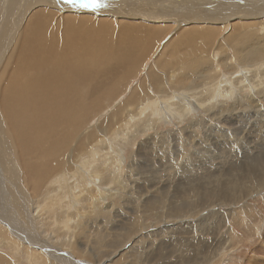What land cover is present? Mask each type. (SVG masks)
Masks as SVG:
<instances>
[{
	"label": "bare ground",
	"instance_id": "1",
	"mask_svg": "<svg viewBox=\"0 0 264 264\" xmlns=\"http://www.w3.org/2000/svg\"><path fill=\"white\" fill-rule=\"evenodd\" d=\"M82 4L86 6H81ZM210 6L211 3L202 4L201 0H99L98 4H93L90 0H76V3L70 0H0V78L2 79L0 80V184L7 191L6 202L9 214L17 222V225L13 226L8 220H3L1 213L0 223L3 227H8L11 233L15 229L18 232L14 234L18 235L23 243L36 247L37 249H34L37 252L47 253L51 260L59 264H80L82 260L75 259V255L71 257V254L67 253L68 250H51L45 240L39 242L40 238L35 239L37 227L34 222L38 220L40 212L44 211L43 207L47 206V200L53 201L59 210L54 213V221L62 219L60 222L62 227L68 229L70 221L74 225L78 224L77 222L81 221L85 214L74 213L75 206H68L65 203L67 194L73 202L86 201L88 207L99 213L103 202L107 199L113 200L119 191L128 189L118 152L122 150L119 139L125 142L129 140L126 137L128 134L133 135L153 129L163 116L169 118L172 115V119L181 123L188 115L197 112L196 106L203 109L212 119L219 118V114L225 109H231L232 106L236 108L241 101L239 97H246L249 106L258 104V96L264 97V45L254 47L242 42L231 43L235 33L248 27L249 20H245V17L239 20V15L235 17L234 11H237L235 7L232 8L235 10H232L230 15L224 17L213 15L228 12L226 9L229 7L224 5L223 0L216 3L213 9H210ZM179 12L181 13L178 15ZM263 24L264 18H261L256 20L251 28L263 26L261 31L264 32ZM228 27L231 32L223 36ZM180 30L182 32L176 37L180 39L179 44L177 45V40H169L167 47L168 41H166L164 46L171 52L164 50L157 55L158 48L155 46L167 36L171 37V34ZM184 46L193 47L198 53L192 54L193 59L197 56L201 59L196 64L194 60V64L189 69L181 68V71H185L183 73H177L179 69L177 65L180 66V62L168 63L167 67L164 66L165 68L157 71L159 64L166 57ZM189 52L196 53L191 49ZM242 52L244 55H241ZM177 54L178 51L174 56ZM230 54L237 60L236 63H225L224 57L227 58ZM151 55L155 57V62L151 68H147L148 71L143 76L142 82L133 90L134 94L123 102L114 103L113 98L117 95L121 94L124 97L128 83L140 73L144 62ZM214 58L219 63H214ZM188 71L190 74L184 76V73H189ZM190 76L193 77L189 78ZM4 80H6L5 84H3ZM192 80L195 84L189 83ZM80 87L81 89L77 90ZM173 90L178 92L179 97L170 94ZM148 92L154 96L148 98L146 95ZM107 109H109L108 114L96 122V124H104L97 128V133L103 135L105 131L110 132L112 138H117L113 143L117 145L118 150L115 146L110 147L109 151L114 152L113 159H110L109 164H97L95 159L97 153L92 155L89 150L88 153L79 155L77 151L82 148L89 149L91 144H93L91 147L96 146L93 143L98 139L96 135L82 133V126L97 119L99 115L103 116ZM201 119L189 121L188 124H198ZM116 124L117 128L111 130ZM119 124L147 125H138L133 131L129 129L124 132ZM105 148H94L101 153V158L104 160L107 159ZM263 154L257 155L252 162L249 160L243 162L244 170L238 175L235 174V179L229 175L224 178L220 184L218 183L220 189L230 190L238 187V191L241 190L240 185L247 180H253L255 169H264ZM51 159L55 162L53 160L54 163L49 162ZM231 168L234 169L235 166ZM49 175L50 183L57 186L59 193H53L54 195L50 196L52 199L45 197L43 199L45 203L41 206L38 205L40 201L35 196L26 193L27 187L24 181L29 183L31 181L33 184L31 189H35L33 186L39 180L37 184L39 186H36L43 188L40 184L41 179L46 180ZM68 175L75 179L72 187L66 184L70 178ZM97 181L100 184L110 181L115 188L108 185L105 190L99 191L89 187V184H95ZM146 183L145 179L144 185ZM262 184L264 183L258 181L252 183L256 187ZM186 185L191 184L178 183L174 186V194H171V197L175 201H172L171 197L165 198L167 197L165 195L154 199L146 197L143 209L141 207L142 210L137 213L143 218L153 216L157 223L166 224V218L182 220L185 219L186 214L194 216L212 206L223 204L228 198L225 194H220V191L203 187V199L199 196V200L192 203L193 207L184 208L183 203L178 201V194L194 197L196 193L195 188L185 187ZM152 186L153 184L142 187L147 190ZM138 187L141 189V186ZM33 201H35L34 206H32ZM162 207L166 208L167 212L161 210ZM137 213L133 214L137 215ZM141 224L142 221L138 217L130 219L128 227L121 231V239L133 238L132 236L139 230L144 229L143 226L139 227ZM3 238V230L0 229V240ZM172 238L174 240L169 246L158 248L157 262L162 259V264H165L164 259L170 255V251L175 253V250L180 252L178 254L180 258H177L174 264H190L194 259L196 260L195 257L192 261L185 262L181 253L187 252L185 248L192 249L198 243L191 245L188 241L185 243L186 240L181 239L179 242L175 236ZM6 239L4 242L9 245L16 248L22 246L13 239L10 241L12 244L9 238ZM199 241L200 249L201 243L203 244L205 240ZM219 241L221 242V239ZM133 250L134 247L130 248L129 254H132ZM114 252L111 251L110 254ZM26 253L29 264H43V260H47L46 255ZM195 260L194 264L197 262ZM207 262L210 264L209 259ZM0 264H8L1 255Z\"/></svg>",
	"mask_w": 264,
	"mask_h": 264
},
{
	"label": "rangeland",
	"instance_id": "2",
	"mask_svg": "<svg viewBox=\"0 0 264 264\" xmlns=\"http://www.w3.org/2000/svg\"><path fill=\"white\" fill-rule=\"evenodd\" d=\"M220 1L221 0H201V3H211L210 9H213L215 8V4ZM223 3L225 6L230 8L226 9L228 12L215 13L213 15H218L219 17L230 15V13L235 10L232 8L235 7L237 9V11H234L236 12L235 17L239 15V20L243 17H245V20H249L247 22L248 27L237 32V34L235 33V38L230 42L233 44L242 42L254 47L258 45L263 46L264 39H261L264 38V32L261 31L263 26L252 29L251 25H253L256 20L264 18V0H223ZM260 6L262 8H260ZM256 7H259V9ZM202 8L204 9L203 5ZM229 10L231 12H229ZM180 13L181 12H179L178 15ZM180 32H182V30L171 34V37L167 36L164 40H161L162 42H159L158 45L155 46V48H158L157 55H159L158 53H160V51L163 52L164 50L168 53L171 52L170 49L164 46V44L168 41L166 46L169 47L168 45L170 41L177 40L178 42L180 39L176 37L179 36ZM229 32H231L230 27L224 31L223 36L228 35ZM178 44L179 42L177 45ZM164 47L166 49H164ZM184 47H180V49L175 50V52H179L176 56H174V52L170 56L166 57L163 62L159 64V69L157 68V71H160L161 68L163 69L167 67L169 65L168 63L172 64L180 62V66L177 65L179 67L177 73H183L185 71H181V68L189 69L194 63L196 64V62L201 59L198 56L196 59L192 58V54H198L195 50H193V47ZM190 49L192 52L196 53H190ZM217 55L219 56L218 53ZM230 55L229 57L231 58L224 57V60H226L225 63H236L237 60L232 57V54ZM241 55H244V52H242ZM185 56L188 58L186 57L184 59ZM178 57L181 59H178ZM215 57L217 58V56ZM216 58L213 60L214 63H219ZM194 60L195 62L193 63ZM154 62L155 57L153 55L147 58L144 62V67L142 66L140 70V73H138V75L128 83V89L125 91L124 97H122L121 94L117 95L113 98L114 103L116 101L123 102L128 96L134 94L133 90L140 84V82H142L143 76L148 69L152 67ZM221 68L222 70L224 69L223 66ZM187 74H190V72H186V74L184 73V76ZM191 77L193 76H190L189 78ZM186 78L189 79L188 77ZM0 80L2 79L0 78ZM5 83L6 80H4L3 84ZM184 83L186 82L184 81ZM189 83L195 84V81L193 82L192 80V82ZM80 89L81 87L77 90ZM174 91L175 90H173L172 93L170 92V94L175 95V97H179L177 94L178 92L175 91V93H173ZM183 93L184 92H179V94ZM146 95L148 98L149 96H154V94H150V92ZM258 97L256 96L260 103H255L253 106L248 105L249 101L246 97H239V101L241 100L238 104L239 106L236 105V108L235 106H232L233 108L227 109L229 112L226 109L221 111V113L219 112V118H209L203 109L198 108L197 106V112L192 115H188V117H186L181 123L172 119V115L169 117L171 119L163 116L162 119L154 125L153 129L146 130L143 133H135L133 135L128 134L126 137H128L129 140L127 139L125 142H121V139H119L120 146L122 145L120 147L122 148L121 151H119L117 145L113 143V141L117 138H112L110 136V132L105 131L103 135L97 133V128L104 124H96V122L98 120H102L108 114L107 111L109 109L104 111L102 114L103 116L99 115L97 119L95 118V120H93L94 122L92 121L83 124L81 132L92 133L96 135L98 139L93 142L96 145L95 147H91L93 145L91 144L89 149L82 148L77 151V154L82 155L84 153H88L90 150L92 155L93 153L98 154L95 157L97 164H109L108 162L110 159H113L114 157V152L111 150L109 151V148L115 146L122 159H120L121 168L125 171L124 180L128 189L125 191H119L113 200L107 199L103 202L102 210L99 213L98 211H93L90 206L88 207L86 201L83 203L73 202L70 195L67 194L65 203L68 206H75L74 213L83 212L85 214L83 219L77 222L78 224L74 225L70 221L68 229H64L62 227V223H60L62 222V219H59L56 222L54 221V213L59 210L53 201L47 200V206L43 207V210L46 213L44 211L40 212L38 220L36 219V222H34L37 227V231H35L37 232L35 239L37 240L40 238L38 240L39 242L45 240L47 247H49V249L51 248V250H68L67 253L69 255L71 254V257L75 255V259L78 258L77 260L79 261L81 259L82 263L84 262L85 264H162V259H159V262H157L159 258V255L157 256L158 248H163L164 245L169 246L174 240L172 238L173 236H175V239H178L179 242L183 239L186 240L185 243L189 242L191 245L198 243L195 247L190 245L192 249L185 248L187 252L181 253L186 260L185 262L189 260L192 261L196 257V260L194 259L197 261L196 264H203L205 260L204 264H209V262H207L208 259L210 264H228L229 262V264H264V184L258 187L252 185L255 181L264 183V169H255L252 177L253 180H247L243 185H240L239 189L241 190L239 191L238 187L230 190H224V188L220 189L219 187L221 181H223L228 175L232 177V179H235L234 176L240 174V172L244 170L243 162H248V160L249 162H252L253 159L257 158V155L264 153V97ZM229 105H231V103H229ZM227 116L229 117L228 119ZM199 118L202 119L198 124H188L189 121L199 120ZM217 119H220V122ZM138 125L145 126L147 124H119L121 130L124 132L129 129L133 131V129ZM117 126V124L114 125L111 130L117 128ZM101 147H106L104 151L106 152L105 158L107 159L105 160L101 158L102 155L100 152L94 150V148L100 149ZM262 157H264V154ZM54 158L56 159V157ZM52 160L53 159L49 160V162ZM117 161H119V159H117ZM231 165H234L235 168L232 169ZM237 171L239 173H237ZM70 175L68 176L70 177ZM191 175L193 176L191 177ZM47 177L48 179L46 180L44 178L41 179L40 184L43 188L37 187L39 186L37 185L39 180H37L35 186H33L35 189H31L33 185L31 181V186L28 181H24V185L27 187L25 188L26 193L30 194L32 197L35 196L37 200L40 201L38 205L41 206L45 203V201L43 202L45 197L52 199L50 198L51 195L59 193L57 186L50 183V175ZM143 179L147 180L145 185ZM73 181H75V179L70 177L66 184L72 187ZM133 181H136V183H133ZM178 183L191 184L189 186L196 189L194 197L178 194V201L183 203L184 208L193 207L192 203L198 201L199 196L203 199V187L213 188L214 191L218 192L220 191V194H225L228 198L225 202H223V204L212 206L194 216L186 214L187 219L186 217L182 220H169L166 218L165 220L167 225L162 222L157 223L153 216L143 218L141 214L137 213L143 206L146 197L154 199L160 195H165L167 196L165 198H170L174 194V186ZM151 184H153V186L147 190L142 187H147ZM108 185L115 188L114 184L110 181L105 184H100L97 181L95 184H89V187L96 188L100 191L105 190ZM138 186H141V189H139ZM189 186L186 185L185 187ZM244 187L246 188L244 189ZM86 189L87 187H85V190ZM33 190L36 191L34 192ZM141 190L142 192L140 193ZM232 192H234V194ZM239 192L240 194H238ZM6 193L7 191L5 187L0 184V201L2 202H0V214L2 213L3 220H8L9 223L15 226L17 225V222L15 218L9 214V207L6 202ZM171 199H173V197H171ZM172 201L175 200L173 199ZM34 202L35 201H33L32 206H34ZM167 203L168 202H166V204ZM165 209L166 208L163 207L161 208V210L167 212ZM132 212H136L137 215ZM132 214L141 219L142 224L139 227L143 226L144 229L139 230V232L132 236L133 238L122 240V229L127 228L130 219L135 218ZM197 224L199 226H197ZM207 227L208 229H205ZM0 229L3 230L4 236V238L0 240V255L8 264H29L28 259L26 258V252L31 253V255H34V253L39 254L40 256L46 255L45 257L47 260H43V264H46V262L47 264H59L53 259L52 261L47 253L41 251L37 252L35 250L37 249L36 247H34V249L32 245L23 243L22 239H20L18 235L16 236V234H14L18 232L15 229L12 231L13 233H11V230L8 227H3L1 223ZM160 234H162V237L159 236ZM6 238H9V242L15 240L14 242L20 243L22 246L16 248L9 245L4 242L7 240ZM218 239H221V242ZM199 240H205L203 244L201 243L202 246L200 249L198 246L200 242ZM66 242L69 243L66 244ZM74 243H77L78 245H74ZM118 244H120V246L117 247ZM71 247L73 248L71 249ZM132 247H134L135 250L132 251V254H129V250ZM217 247L219 248L217 249ZM214 249H216L215 252ZM124 250H126V252ZM111 251H115L114 254L116 256L113 253L110 254ZM200 251L204 254L203 256ZM179 253L180 252H178V250H175V253L170 251V255L165 258L166 260L164 259V263L174 264L175 260L180 258L178 256ZM205 254H208L207 257H205ZM193 261L190 264H192ZM82 263L80 262V264Z\"/></svg>",
	"mask_w": 264,
	"mask_h": 264
},
{
	"label": "snow or ice",
	"instance_id": "3",
	"mask_svg": "<svg viewBox=\"0 0 264 264\" xmlns=\"http://www.w3.org/2000/svg\"><path fill=\"white\" fill-rule=\"evenodd\" d=\"M70 2L76 3V0H70ZM90 2H92L93 4H98L99 0H90ZM81 6H86V5L82 4Z\"/></svg>",
	"mask_w": 264,
	"mask_h": 264
}]
</instances>
